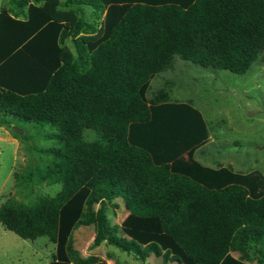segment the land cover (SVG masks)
<instances>
[{"label": "trees", "instance_id": "trees-1", "mask_svg": "<svg viewBox=\"0 0 264 264\" xmlns=\"http://www.w3.org/2000/svg\"><path fill=\"white\" fill-rule=\"evenodd\" d=\"M12 2L13 12L0 13V112L55 128L58 146L40 152L45 158L23 181L31 194L46 181L62 190L5 203L8 230L59 243L51 264H72L68 238L91 224L94 246L106 242L143 262L154 254L178 264H240L231 252L264 244V195L223 172L172 167L132 141L134 127L153 118L151 79L177 58L248 73L264 52V0ZM116 197L141 236L121 239L109 225L105 205Z\"/></svg>", "mask_w": 264, "mask_h": 264}, {"label": "rangeland", "instance_id": "rangeland-1", "mask_svg": "<svg viewBox=\"0 0 264 264\" xmlns=\"http://www.w3.org/2000/svg\"><path fill=\"white\" fill-rule=\"evenodd\" d=\"M14 8L12 0H0V13L3 9L13 12ZM72 44L69 39L67 45L72 48ZM145 99L153 118L134 127L135 144L172 167L223 172L237 178L252 196L264 195V52L241 76L177 58L172 69L151 79ZM0 123V208L10 200L27 202L39 195H58L60 183L37 184L31 194L23 181V176L45 158L40 152L58 146L55 128L4 112H0ZM86 135L95 137L91 131ZM100 206V202L94 203V211ZM105 209L109 225L118 228L119 238L128 241L141 236L142 227L131 222L124 198L106 201ZM96 236L93 224L73 230L68 238L72 264H178L164 262L163 255L154 254L143 262L106 242L96 247ZM58 245L47 236L24 240L0 222V264L57 263ZM145 248L141 246L142 252ZM229 259L240 264H264V244L248 254L231 252Z\"/></svg>", "mask_w": 264, "mask_h": 264}]
</instances>
